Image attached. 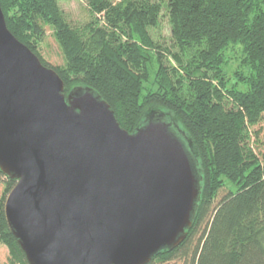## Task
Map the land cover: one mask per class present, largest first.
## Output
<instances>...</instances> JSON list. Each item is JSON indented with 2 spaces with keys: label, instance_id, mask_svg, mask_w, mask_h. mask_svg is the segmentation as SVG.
Segmentation results:
<instances>
[{
  "label": "trees",
  "instance_id": "trees-1",
  "mask_svg": "<svg viewBox=\"0 0 264 264\" xmlns=\"http://www.w3.org/2000/svg\"><path fill=\"white\" fill-rule=\"evenodd\" d=\"M60 2L0 0V7L8 30L62 79L65 96L92 88L128 132L161 111L197 159L202 181L192 226L147 264L181 255L192 241L189 264H264V136L255 129L264 116V0H85L87 18L78 25ZM162 13L165 46L151 33ZM45 27L63 55L60 66L37 51ZM231 44L240 48L232 70ZM0 180V243L8 264H28L3 212L15 181L1 171Z\"/></svg>",
  "mask_w": 264,
  "mask_h": 264
},
{
  "label": "water",
  "instance_id": "water-1",
  "mask_svg": "<svg viewBox=\"0 0 264 264\" xmlns=\"http://www.w3.org/2000/svg\"><path fill=\"white\" fill-rule=\"evenodd\" d=\"M56 71L7 28L0 7L3 212L28 264H147L185 239L202 176L161 111L132 132L92 88L65 96Z\"/></svg>",
  "mask_w": 264,
  "mask_h": 264
},
{
  "label": "rangeland",
  "instance_id": "rangeland-1",
  "mask_svg": "<svg viewBox=\"0 0 264 264\" xmlns=\"http://www.w3.org/2000/svg\"><path fill=\"white\" fill-rule=\"evenodd\" d=\"M60 7L64 11L67 19L75 24L84 23L87 18V10L85 0H61ZM162 17L159 21V26L155 29L151 30L153 39L163 44L167 45L169 42L170 31L167 16L162 13ZM37 51L41 55V57L52 66H60L64 63L63 55L60 51V48L53 36L52 30L48 27H45V35L43 39L38 42ZM226 55L228 56L229 63L231 64V70L236 66V59L240 56V48L238 45H229L226 49ZM255 129H260L259 140H261L264 136V116L262 121L256 126ZM257 146L259 144L257 143ZM260 147V146H259ZM259 150L258 147L254 146V151L257 153ZM4 193V183L0 180V199ZM227 193V187L220 190L218 196L216 197V202L223 197ZM195 241L188 243L182 250L181 255H177L175 258L159 262L153 261L151 264H189L190 262V253L192 251V246ZM187 253L186 255H183ZM8 248L0 243V264H8Z\"/></svg>",
  "mask_w": 264,
  "mask_h": 264
}]
</instances>
